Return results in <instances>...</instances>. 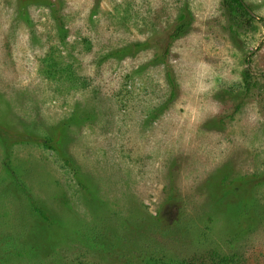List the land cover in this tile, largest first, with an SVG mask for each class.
<instances>
[{
  "label": "rangeland",
  "instance_id": "374dc122",
  "mask_svg": "<svg viewBox=\"0 0 264 264\" xmlns=\"http://www.w3.org/2000/svg\"><path fill=\"white\" fill-rule=\"evenodd\" d=\"M244 2L0 0V264H264Z\"/></svg>",
  "mask_w": 264,
  "mask_h": 264
},
{
  "label": "trees",
  "instance_id": "16d2710c",
  "mask_svg": "<svg viewBox=\"0 0 264 264\" xmlns=\"http://www.w3.org/2000/svg\"><path fill=\"white\" fill-rule=\"evenodd\" d=\"M240 8L242 12L251 16V11L244 0H235L233 8ZM237 11V10H236ZM187 264H244L237 257L232 255H222L216 251H212L207 255L198 259H191L187 261Z\"/></svg>",
  "mask_w": 264,
  "mask_h": 264
}]
</instances>
